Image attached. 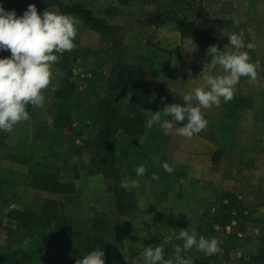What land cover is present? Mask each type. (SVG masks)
Returning <instances> with one entry per match:
<instances>
[{
    "label": "rangeland",
    "instance_id": "obj_1",
    "mask_svg": "<svg viewBox=\"0 0 264 264\" xmlns=\"http://www.w3.org/2000/svg\"><path fill=\"white\" fill-rule=\"evenodd\" d=\"M61 1L83 7L113 29L108 33L95 32L73 15L81 21L76 47L60 55L53 71L54 81L63 85L67 70L57 68H71L77 80L76 93L66 101L46 99L42 108L29 106V120L18 123L11 132L0 131V264H11L20 258L30 243H21L17 235L8 233L9 228L16 227L13 213H40L51 199L63 203L69 219L87 220L79 225L89 228L90 237L86 240L85 236H54V248L41 252L36 264H77V260L95 248H103L106 264H144L143 251L148 246H161L165 249V259H169L173 246H182L183 241L176 239L181 229L208 239L215 237L208 230L200 234L196 225L184 220V210L188 214L192 209L200 212L192 206L195 198L189 196L183 180L171 182V173L162 168L165 162L174 167L181 165L176 162L183 161H178L183 150L176 149L175 157L169 149V139L180 125H174L167 134L158 125L151 129L145 127L153 113L168 103L155 93L149 108L141 110L132 106L130 97L122 99L116 105L118 114L139 112L143 116L144 137H131L119 130L113 135L112 157L103 159L93 149L100 126L87 111L83 93L91 86V99L103 100L107 88L100 77L105 76L109 83L115 77L113 71L124 66L137 69L146 76L145 81L161 86L168 99L182 98L179 92L183 77L188 75L193 57L186 39L203 43L199 48L204 55L210 48L207 43L226 50L229 40L222 30L239 33L245 43L263 37L258 31L253 36L247 30L250 19L247 13L227 12L233 6L257 7L258 0ZM47 3L51 2L0 0L5 10L15 11L18 16L33 4L41 14L46 10L61 13L55 5L45 7ZM219 9H222L221 15ZM171 18L178 19L179 25L170 23L158 27L160 20ZM179 32L181 44L171 50L163 48V40L176 41ZM230 48L229 45L227 51ZM75 54L78 56L74 57ZM263 69L264 65L259 70ZM205 130V134L210 131L207 127ZM138 165H144L145 175H136ZM111 168L118 175V181L114 174H108ZM154 175L159 178L153 179ZM122 180H136L139 186L123 189ZM59 185H69L65 187L67 192L45 188ZM223 199L230 204L221 206L219 218L233 212L239 217L244 215L245 207L238 204L236 196L226 194ZM219 252L205 256L193 248L182 255L191 264H216Z\"/></svg>",
    "mask_w": 264,
    "mask_h": 264
},
{
    "label": "crops",
    "instance_id": "obj_2",
    "mask_svg": "<svg viewBox=\"0 0 264 264\" xmlns=\"http://www.w3.org/2000/svg\"><path fill=\"white\" fill-rule=\"evenodd\" d=\"M256 3L257 7L233 6L227 10L247 13L250 19L246 28L254 33L253 36L257 31L264 35V0ZM218 13L221 15L223 12ZM170 23L177 22L172 18L165 19L158 27ZM181 36L180 33L176 41L164 39L163 48L171 50L180 45ZM248 42L255 44V49L249 54L251 62L259 60L261 66L264 65V36L247 40L245 44ZM192 43H188L193 57L189 73L183 77L181 97L196 87L207 89L209 78L223 74L221 66L212 63L211 55H201L199 46L204 44ZM207 47L211 45L207 43ZM233 51V48L228 50ZM193 104H196L195 99ZM201 111L208 121L209 133L205 134L204 129L191 139L174 133L169 139L172 155L177 153L176 149L183 150L182 157L178 159L183 161L176 162L181 165L174 164L170 180L185 182L189 196L195 198L192 206L200 211L192 209L188 214L184 210V220L196 225L200 234L208 229L213 232L219 248L224 249L219 252L216 264H264V69H258L256 80L241 77L232 101L202 108ZM197 191H200L199 195ZM226 194L236 196L245 212L242 217L233 212L228 218L229 223L220 225L216 222L219 210L221 206L230 204L223 199Z\"/></svg>",
    "mask_w": 264,
    "mask_h": 264
},
{
    "label": "clouds",
    "instance_id": "obj_3",
    "mask_svg": "<svg viewBox=\"0 0 264 264\" xmlns=\"http://www.w3.org/2000/svg\"><path fill=\"white\" fill-rule=\"evenodd\" d=\"M80 24V19L70 14L49 10L38 13L34 4L29 5L22 16H18L15 11L5 10L0 4V52L11 53L8 57H0V131L11 132L18 123L29 120L28 107L42 108L46 100L45 92L57 90V86L52 84L55 78L53 66L59 61L60 55L76 47L75 39ZM222 33L228 37L229 45L235 51L228 52L229 45H226L225 51L213 45L208 49V56L213 57V64L221 66L223 74L209 78L207 89L196 87L193 92L183 95V103H173L153 113L145 122L147 129L158 125L167 134L174 125H180L175 127L176 135L191 139L207 127L208 121L202 108L232 101L241 77L257 79L261 64L259 60L251 62L249 55V51L255 49V44H245L235 31L222 30ZM186 41L193 44L191 39ZM162 168L167 173L174 171L166 162ZM135 173L143 176L146 168L138 165ZM158 178L153 176V179ZM138 186L136 180H122L120 183L123 189ZM176 239L183 241L182 246L174 245L169 259H165V249L161 246L145 247L144 264H191V260L182 253L195 248L205 256H212L220 251L219 241L215 237L208 239L198 236L189 229L179 230ZM77 264H106L103 248L89 251L77 260Z\"/></svg>",
    "mask_w": 264,
    "mask_h": 264
},
{
    "label": "trees",
    "instance_id": "obj_4",
    "mask_svg": "<svg viewBox=\"0 0 264 264\" xmlns=\"http://www.w3.org/2000/svg\"><path fill=\"white\" fill-rule=\"evenodd\" d=\"M49 1L51 3L45 4V7L55 5L63 14L76 15L83 20L86 26L95 32L108 33V31L113 29V27L107 25L105 21L94 17L92 12L81 6L69 5L61 0ZM175 20L177 21L178 19ZM160 23H163V20H160ZM10 55V51L0 52V57H8ZM77 56L78 54L74 55V57ZM57 70H67L65 82L63 85H59L53 80L52 84L57 86V90L55 92L46 91V99L57 101L69 100L74 96L78 89L77 80L75 79L71 68H63L61 66L57 68ZM113 74L115 77H112V80L109 83L105 76L100 77V81L106 82L105 87L107 88L106 97L104 96L105 98H103V100L91 99V86H88L83 93L87 111L96 118V121L100 126V131L97 134L93 149L100 156H103V159L112 157L111 145L113 135L119 130H123L131 137L141 136L144 133L143 116L139 112L134 111L122 113V115L121 113L118 114V108L116 105L120 103L122 99L130 97L132 99V106L138 107L141 110L149 108L155 93L165 100L168 105L173 103H183L182 98L179 97L175 99L173 98V100L168 99L165 90H163L161 86L153 85L149 81H145L146 76L140 73L137 69L132 68V70H129V68L123 66L117 71H113ZM108 174H114L116 181L119 180L114 169L111 168ZM59 186L60 187L56 188L46 186L45 188L57 192H67L65 187L69 185ZM222 207L225 206L223 205ZM230 217L231 214H228L224 218L217 217L216 222L220 225H227L229 223L228 218ZM12 219L16 222V227L14 229L9 228L8 233L10 235H17L19 238L18 240H20L21 243H30L28 245V250H26L20 258L13 260L11 264H36L38 255L41 252L54 248L56 241L54 240V236L59 238L65 236H85L86 240L90 237L89 228H86L85 226L81 227L79 225L81 222L86 223L87 220L69 219L66 216L61 201L52 199L48 200L40 213L16 211L13 213ZM77 224L80 227H76ZM208 231L210 230L208 229Z\"/></svg>",
    "mask_w": 264,
    "mask_h": 264
}]
</instances>
